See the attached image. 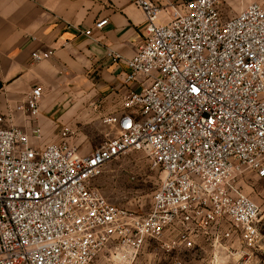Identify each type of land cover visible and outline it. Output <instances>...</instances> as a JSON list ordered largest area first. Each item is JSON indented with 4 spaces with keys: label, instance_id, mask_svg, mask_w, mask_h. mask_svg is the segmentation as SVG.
<instances>
[{
    "label": "built area",
    "instance_id": "2783aa9c",
    "mask_svg": "<svg viewBox=\"0 0 264 264\" xmlns=\"http://www.w3.org/2000/svg\"><path fill=\"white\" fill-rule=\"evenodd\" d=\"M130 2L145 15V39L133 58H113L133 87L102 118L112 137L84 154L66 126L59 143L39 147L40 127H5L0 116V264H94L105 251L114 264H142L150 248L175 256L235 236L249 250L258 244L260 208L237 182L264 180V4L225 19L223 0ZM42 94L33 88L15 111L37 118ZM132 152L160 172L145 215L96 186Z\"/></svg>",
    "mask_w": 264,
    "mask_h": 264
},
{
    "label": "crops",
    "instance_id": "0c3cea01",
    "mask_svg": "<svg viewBox=\"0 0 264 264\" xmlns=\"http://www.w3.org/2000/svg\"><path fill=\"white\" fill-rule=\"evenodd\" d=\"M251 3L264 4V0H223L224 18L236 16ZM104 19L108 24L89 37L78 31L92 30L95 22ZM144 39L145 15L130 0H0V116L5 118L4 126L26 132L40 127L43 140L34 142L39 147L59 143L66 126L77 130L82 140L92 138L102 118L120 111L122 96L133 87L125 84L127 67L113 58H133ZM50 50L55 52L51 59L33 62L32 54ZM35 87L43 94L40 113L30 120L15 110Z\"/></svg>",
    "mask_w": 264,
    "mask_h": 264
},
{
    "label": "rangeland",
    "instance_id": "374dc122",
    "mask_svg": "<svg viewBox=\"0 0 264 264\" xmlns=\"http://www.w3.org/2000/svg\"><path fill=\"white\" fill-rule=\"evenodd\" d=\"M71 140L84 154H88L101 145L107 138L115 134L114 130L105 126L101 121L93 131L90 139H81L75 130ZM238 185L245 195L253 200L260 208L257 220L260 239L255 249L249 250L235 236L228 242L218 246L208 243L175 256L155 254L152 248L148 249L142 262H173L178 258L181 262H219V264H264V180L254 174L246 173L238 179ZM160 185V172L151 169L149 159L139 152H132L109 164L104 174L96 180V186L101 189L105 197L113 204L145 215L152 205V198ZM203 248L208 250L203 251ZM95 262H111L105 251Z\"/></svg>",
    "mask_w": 264,
    "mask_h": 264
}]
</instances>
